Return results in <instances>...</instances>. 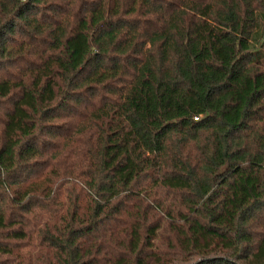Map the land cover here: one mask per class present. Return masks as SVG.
I'll return each mask as SVG.
<instances>
[{
  "label": "trees",
  "instance_id": "16d2710c",
  "mask_svg": "<svg viewBox=\"0 0 264 264\" xmlns=\"http://www.w3.org/2000/svg\"><path fill=\"white\" fill-rule=\"evenodd\" d=\"M0 264H264V0H0Z\"/></svg>",
  "mask_w": 264,
  "mask_h": 264
}]
</instances>
